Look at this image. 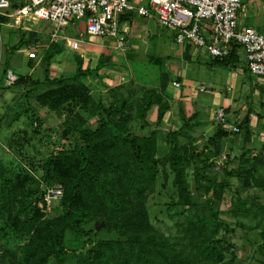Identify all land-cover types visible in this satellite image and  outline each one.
Listing matches in <instances>:
<instances>
[{"label": "trees", "instance_id": "trees-1", "mask_svg": "<svg viewBox=\"0 0 264 264\" xmlns=\"http://www.w3.org/2000/svg\"><path fill=\"white\" fill-rule=\"evenodd\" d=\"M10 2L12 7L18 4L17 0ZM122 16H119V23ZM22 35L13 49L25 42L24 33ZM185 46L186 58L190 45L186 43ZM240 49V44L232 42L229 53L212 59V62L236 66ZM56 52L58 49L53 48L42 55L46 64L43 81L49 87L38 93L35 100L42 107L64 114L61 137L68 140V144L56 148L33 166L38 175L31 169H25L23 174L18 171L15 175L9 174L8 168L0 162V237L24 242L19 257L13 256L4 264H48L50 260L64 264L69 257L67 233L88 236L92 229L85 230L84 226L94 221L95 230L102 220L103 229L113 227L116 236L97 239L86 251L75 256V264H234L237 259L234 245L226 238L233 232V227L220 217L218 209L224 191L229 188L226 178L232 176L237 177L241 185L231 194L228 213L234 217L251 216L264 239V202L256 194L242 195L251 188L264 192V158L261 153L247 157L248 149H245L243 152L247 158L244 161H252L250 166L230 168L224 172L222 180L210 177L207 169L221 154L229 132L217 124L199 151L191 142L179 144L177 136L192 129L196 118L195 112L185 117L181 109V127L166 135L170 148L164 157L159 158L156 129L136 132L131 122L141 120L143 129L149 124L148 111L156 106L155 121L161 123L170 109L167 89L172 75L168 71L160 72L158 86L143 85L139 94L130 87L116 96L113 89L112 99L105 103L102 98L95 100L89 87L76 80L80 76L98 75L101 69L113 66L112 56L100 53L94 67H83V57L76 54L73 74L50 78L48 67ZM152 61L159 64V59ZM176 80L180 81V78L176 77ZM39 82V79L26 75L18 76L14 84H29L33 89ZM250 113L248 110L241 120H236L239 132L244 134L245 145L250 143L252 136ZM88 117H94L93 123ZM166 163L174 174L173 184L178 196L175 204L182 207V211L198 207L187 187V165L194 166V190L212 192L211 197L203 202L205 214L197 215L195 219L186 217L187 231L199 228L196 235L200 237V243L194 252L179 249L177 242L155 231L148 219L146 198L154 189L159 166ZM32 184L35 188L24 191ZM56 185L63 187L59 201L62 209L47 217L45 189ZM259 250L264 256V243ZM226 254H229L227 259Z\"/></svg>", "mask_w": 264, "mask_h": 264}, {"label": "rangeland", "instance_id": "rangeland-1", "mask_svg": "<svg viewBox=\"0 0 264 264\" xmlns=\"http://www.w3.org/2000/svg\"><path fill=\"white\" fill-rule=\"evenodd\" d=\"M20 1L22 0H17V2ZM243 2H245V13L248 14L252 11L253 2L252 0H243ZM244 19L243 17L242 20ZM247 23L264 35V14L260 18L248 17ZM28 25L36 29H49L47 22L28 23ZM149 29L152 35L143 32L139 36H132L134 41H131L132 47L129 52L122 53L112 49L113 66L101 69L98 75L80 76L76 82L86 84L89 87L90 95L95 100L102 98L105 103H108L112 99L111 92H113V89L116 90L114 92L116 96L120 92H126L130 87H133L132 90L135 94H139L145 85L149 87L157 86L160 71H168L172 74V77H177L181 74V79L184 81L183 86L179 88L173 87L174 89L171 87L169 89V93L176 95L172 100L169 98L172 106L171 114H169L170 120L157 124L155 121L157 107L153 106L147 113L149 124L144 126L143 129L141 128V120L136 119L131 122L136 132L156 129L157 156L162 158L170 148L166 135L174 130H179L181 127V109L185 117L192 113L193 104L185 105L184 100L183 104L178 102L179 96L177 93L181 92L188 94L190 97L193 96L194 103L199 105V99L202 97L206 99L212 94V90L204 84L213 80L215 82L220 80L224 83L228 69L222 64H214L212 58L205 55L199 47H194L197 51V56L192 57L189 61L185 60L182 55L183 44H177L174 41V34L171 29L163 28L157 22H152ZM64 32L71 38L81 39L84 45L90 43L89 40L92 41L99 38L101 40L103 38L91 35L87 36L85 33V20H81L78 24L69 23L65 27ZM81 32L83 35H81ZM0 37V162L8 168V173L12 175H15L17 171L23 174L25 169L26 171L27 169H31L30 171L34 172L33 166L43 161L56 148L68 144V140L66 141L61 137L65 116L64 114L59 115L46 107H42L35 100V96L38 93L49 87L43 81L46 74V64L43 62L39 63L33 70H30L26 66L23 47L12 48L15 39L19 37V30L2 25L0 27ZM104 38L108 41H114L112 37ZM60 44L62 45V50L55 58H66L69 68L59 76H67L75 70L74 56L76 54L83 55V53L80 50L68 48L69 46L65 45L62 39L60 40ZM106 47L111 50L109 46ZM33 49H36V47H33ZM158 59L159 64L152 61ZM241 59L243 58L241 57ZM88 60L87 65L94 67L97 58L95 57L93 62L91 57ZM87 65L83 64V67ZM10 71L17 77L29 75L32 79H39L40 82L33 89H31V85L21 83L7 86L5 78ZM122 76H124V79H121ZM199 85L205 86L202 92L199 91ZM168 96L170 97V94ZM242 98L243 95H240V98L238 97L234 101V105L241 109L243 105L247 104L249 108L252 101L249 102L247 98L245 100ZM206 107H209V104ZM204 109L202 112H198L201 115L196 117L198 124L191 130H188L186 134L177 136L179 144H190L189 142H191L197 147L196 150L199 151L206 144L207 138L216 130L217 123L214 120V111L211 113L212 119H209L208 115L205 116ZM251 109L253 110V108ZM236 110L232 111L231 108L229 113L226 112L229 122L236 121L235 117L236 115L238 116V111ZM235 112L237 114H234ZM242 112L244 114L245 110ZM243 114L239 115L242 117ZM34 118L37 120L34 121ZM88 120L93 123L94 117H88ZM253 121L250 143L246 145L243 143L242 137L244 134L241 131L237 136L235 135V137L223 141L221 154L215 159L214 165L210 169H207L210 177L216 176L219 177V180H222L224 172L230 168L235 170L241 166H250L252 161H244L245 158L249 157V154L261 153L264 158L262 150L263 140L259 136L260 128L255 115H253ZM245 149L249 151V153H247L248 151L246 152L247 157L245 156V152H243ZM193 168V164L187 165L186 179L187 187L194 201L198 204L197 208L182 211V207H178L175 204L178 196L176 187L173 184L174 174L167 163L159 166L154 189L148 194L145 206L149 222L155 231L162 233L172 242H177L179 249L183 248L194 252L200 243V237L196 235L199 228L197 226V230L187 231L186 217H193L195 219V216L205 214L206 207L203 206V202L211 197L212 192L205 189L194 190ZM34 174L38 175L37 172H34ZM226 181L229 183V188L224 191L223 198L218 203V209L220 210V217L233 227V232L228 233L226 238L234 245V251L237 256L234 264H264V256L259 250V246L263 245L264 239L261 238L259 228L255 227V220L251 216L234 217L227 211L231 194L233 190L240 188L241 182L235 176L227 177ZM56 186L60 187L61 194L57 195V197L50 195L49 202L46 200L47 217L58 214L62 209L59 201L63 195V187L62 185ZM30 188H35V185H27L24 191H28ZM246 194H256L259 196L260 201L264 202L263 191L251 188L242 192V195ZM237 222L242 225H238ZM94 223L92 221L84 226L85 230L92 229L88 236H77L67 233L66 250L69 257L65 260L64 264H75V256L86 251L97 239H108L116 236V231L113 227L110 230L103 229V222V225L99 229L94 230ZM221 232L219 235H221ZM23 245L24 242L12 237L7 240L0 237V264L10 261L13 259V256L17 259ZM227 258H229V254H226ZM48 264H56V262L50 260Z\"/></svg>", "mask_w": 264, "mask_h": 264}, {"label": "built area", "instance_id": "built-area-1", "mask_svg": "<svg viewBox=\"0 0 264 264\" xmlns=\"http://www.w3.org/2000/svg\"><path fill=\"white\" fill-rule=\"evenodd\" d=\"M243 0H23L12 7L10 0H0V25L28 29V23L47 22L50 40L56 42L60 32L69 24L85 20V33L115 39V50L125 52L129 45L119 27V16L134 13L144 19H155L166 29H171L177 44L203 48L209 58H222L229 53L230 44L241 45L249 71L264 79V35L250 26H239L238 16ZM1 18H5L4 21ZM82 35V34H81ZM73 48L81 39L65 37ZM36 58L35 51L28 53ZM17 76L7 73L5 83L14 84ZM174 88L181 82L172 80ZM199 91L205 89L199 85ZM214 120L224 130L237 134V122H229L225 108L214 110ZM46 194V195H45ZM44 200L61 194L60 187H49Z\"/></svg>", "mask_w": 264, "mask_h": 264}, {"label": "crops", "instance_id": "crops-1", "mask_svg": "<svg viewBox=\"0 0 264 264\" xmlns=\"http://www.w3.org/2000/svg\"><path fill=\"white\" fill-rule=\"evenodd\" d=\"M253 2V8L252 11H250L248 14L245 13V2L243 5V9L240 11L239 16H238V24L239 26H250L252 28H254L253 26H251L250 24L247 23V19L248 17H255V18H260L261 15L264 14V1L263 0H252ZM123 16V20H121V22L119 23V27L122 30L123 34L126 36V40L127 43L129 45V48L127 51L125 52H129L131 47H132V42L134 41L132 39V36H139L141 33H145L147 32L148 35H152L151 31H150V26L152 22H157V20L155 19H144L141 16H138L134 13H126V14H122ZM245 18L244 20H242V18ZM2 21L5 20V18H1ZM80 21L76 22V24H78ZM33 24V23H31ZM157 24H159L157 22ZM3 26H7L9 28H14L19 30V37L17 39H15L12 47L16 44L19 43V41L22 38V33H24V40L25 42L21 45V47H23V55L25 58V63L26 66L30 68V70H33L39 63H45V61L42 58V55L45 52H51V50L53 51V48L58 49V52H56L52 59L51 62L49 64V77L50 78H56V77H60L59 75L64 73L65 71H67L68 64H67V60L65 57H61L56 59L55 56L58 55L61 50H62V45L60 44V40L62 39L63 42L65 43V45L69 46L68 48H71L72 50H80L83 55H81L83 57V64H88L87 62L89 61L88 58L91 57L92 58V62L95 60V57L97 58L98 55L100 53H104L106 55H111L112 54V49L115 50V39L114 41H108L106 40L104 37L101 38V40L99 39H93L92 41L89 40L90 43L87 44H83V42L80 43V46L77 48H73L72 46H70L66 40L65 37H69L68 35L65 34L64 29L60 32V36L58 37L56 42H52L50 40V26L49 29H36L33 28L31 26H29L28 29H24L21 27H13V26H8L6 24H2ZM0 25V27L2 26ZM49 25V24H48ZM160 25V24H159ZM260 25V24H259ZM256 30V29H255ZM258 31V30H257ZM259 32V31H258ZM261 33V32H259ZM82 34V32H81ZM262 34V33H261ZM83 35V34H82ZM89 36V35H87ZM71 38V37H69ZM0 41H1V37H0ZM132 41V42H131ZM109 46L111 48L108 49ZM182 50H183V57L184 56V52H185V44L182 45ZM33 47H36V49H33ZM204 52V54L206 55L205 51L203 48H201ZM31 51H35L37 54L36 58H29L28 57V53ZM124 52V53H125ZM197 51L194 49V47L192 45H190L189 50L187 51V57L185 58V60H191L192 57L197 56L196 53ZM123 53V52H122ZM93 54H95L93 56ZM239 63L236 66H225L228 70L226 73V77H225V82L222 83L220 80L215 82V80L208 82L204 85H206V87L210 88L211 91V96L208 98H204L202 97L201 99H199V105H196V103H194V97L193 96H189L188 94H184L181 92H178V102H180L181 104H183V100L185 102V105L187 104H193L192 105V113L195 112L196 113V117L197 116H201L198 112H202L203 108L206 115H208L209 119H212L211 117V113L219 106H222L225 108V111L227 113H229V110L232 111L236 110L238 111V116L236 115L235 120H241V118L245 115V113L251 108H253V110L251 109V113H250V127L251 129H253V115H255L257 117L258 120V126H259V130H260V139L263 140L262 141V150L264 152V79L259 78L254 76L249 69H247L246 67V61H245V55L242 49L239 50ZM88 55H90L88 57ZM129 55V54H128ZM112 56V55H111ZM241 57L243 59H241ZM113 58V56H112ZM75 62V60H74ZM97 62V60H96ZM212 66V65H211ZM75 71V70H74ZM161 72V71H160ZM74 73V72H73ZM71 73V74H73ZM172 73H174V71H172ZM70 75V74H69ZM172 75V74H171ZM62 76V75H61ZM159 76L158 75V80H159ZM180 78L181 82V87L183 86V80L181 79V74L178 75ZM177 76V77H178ZM121 79H124V76H122ZM176 80V77L173 76L172 80ZM171 80V81H172ZM178 81V80H177ZM158 86V83H157ZM173 88V86L169 85L168 89H167V93L170 94V100H172L174 97H176V95H173L171 93H169V89ZM174 89V88H173ZM202 92V91H200ZM174 93V92H173ZM240 95H243V100H245V98H247V100L249 102L252 101L251 106L248 108V105L245 104L241 107H236L234 105V101H236V99H238V97L240 98ZM238 96V97H236ZM205 102L207 104H209V107H206ZM184 106V105H182ZM153 107V106H152ZM199 108V109H198ZM185 109V107H184ZM171 110H172V106H171V102H170V109L166 112L163 120L161 122H166V120H170L169 119V114H171ZM243 110H245L244 114H243ZM191 113V114H192ZM190 114V115H191ZM234 114H237L236 112ZM239 114H243L242 117ZM190 115H187L190 116ZM155 117V116H153ZM153 117H151L152 119H154ZM228 118V117H227ZM148 120V119H147ZM149 122V120H148ZM194 124L197 125L198 121L196 120V118L193 120ZM194 125V126H195ZM193 126V127H194ZM191 130V129H190ZM240 134V133H239ZM235 135L237 136V134H231L229 133L228 137L225 138L224 140H228L230 138L235 137ZM243 139V137H242ZM241 139V140H242Z\"/></svg>", "mask_w": 264, "mask_h": 264}, {"label": "water", "instance_id": "water-1", "mask_svg": "<svg viewBox=\"0 0 264 264\" xmlns=\"http://www.w3.org/2000/svg\"><path fill=\"white\" fill-rule=\"evenodd\" d=\"M103 225V222H101L99 225H97V229H99Z\"/></svg>", "mask_w": 264, "mask_h": 264}]
</instances>
